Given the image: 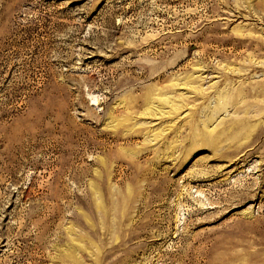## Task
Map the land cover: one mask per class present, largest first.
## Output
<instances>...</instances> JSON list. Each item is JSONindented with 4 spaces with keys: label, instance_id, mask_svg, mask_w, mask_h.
<instances>
[{
    "label": "rangeland",
    "instance_id": "374dc122",
    "mask_svg": "<svg viewBox=\"0 0 264 264\" xmlns=\"http://www.w3.org/2000/svg\"><path fill=\"white\" fill-rule=\"evenodd\" d=\"M225 1L0 0V264H264V52L230 41L264 11Z\"/></svg>",
    "mask_w": 264,
    "mask_h": 264
},
{
    "label": "bare ground",
    "instance_id": "6f19581e",
    "mask_svg": "<svg viewBox=\"0 0 264 264\" xmlns=\"http://www.w3.org/2000/svg\"><path fill=\"white\" fill-rule=\"evenodd\" d=\"M252 0H226L224 3V5L223 6H229V5H231V4H235V8L237 9V10H239V11H241L240 10V8H242L243 7V4H245V3H247V4H249V2H251ZM232 2V3H231ZM255 7L256 8H258V9H260L261 11H264V0H256V4H255ZM238 11V14L239 13H241V12H239ZM234 14H236V12H233ZM241 16V15H240ZM236 35L238 36V37H241V38H238V39H234V41H232V40H230L231 42H232V44H234L235 42H238L236 45H235V49H233L234 51H236L238 48H240V47H247L248 49H250V48H252V46L253 45H258L260 48L258 49V50H256V49H252L253 50V52L251 53V54H249V56H247V57H245L246 59H244V61H249V63L250 64H255L256 65V59H255V55H253V53H255L254 51H257V53L258 52H260V51H262V52H264V45H263V43L261 42V40H259V39H252V38H247V37H244V35H243V33L241 32V31H238L237 33H236ZM243 38H247V39H243ZM229 40V39H228ZM251 50V51H252ZM237 53V52H236ZM245 54V53H244ZM237 56H241V54L240 53H238V54H236ZM243 56V55H242ZM255 56V57H254ZM260 57H262V56H260ZM259 58V57H258ZM262 65H264L263 63H262ZM263 89V88H262ZM263 91H264V89L263 90H257L256 91V93H259V94H264L263 93ZM262 102H264V100L262 101ZM227 104L225 103V104H222V105H218L214 110H213V116H216L219 112H221L223 109H224V107L226 106ZM234 128H236V127H234ZM214 133V131H210L209 133H208V135H202V136H200V140L202 141V142H204V143H206V142H215V141H213V139L211 138V136H212V134ZM220 135H224L223 133L222 134H220ZM220 135H218V134H216L215 135V138L214 139H216V138H218ZM196 141V140H195ZM247 147V146H246ZM245 149V147L244 148H239V147H232V148H229L227 151H225V152H236L237 153V151H239L238 153H241L243 150ZM256 150H254V152H255ZM253 151H251V152H248V153H246V155L247 156H249L250 154H252V153H254Z\"/></svg>",
    "mask_w": 264,
    "mask_h": 264
}]
</instances>
